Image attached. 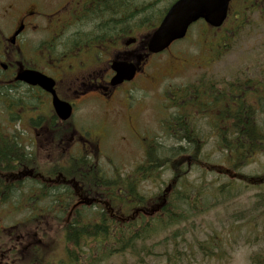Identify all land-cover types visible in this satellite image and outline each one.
<instances>
[{
    "label": "trees",
    "instance_id": "16d2710c",
    "mask_svg": "<svg viewBox=\"0 0 264 264\" xmlns=\"http://www.w3.org/2000/svg\"><path fill=\"white\" fill-rule=\"evenodd\" d=\"M97 1L98 11L93 19L80 22V26L99 22L93 25L102 31L106 44L114 36H128L142 27L153 30L162 12L157 11V6L166 0L141 7L140 0ZM261 2L264 4V0H236L237 9L233 10V4L222 28L213 29L203 22L195 25L202 27L198 42L203 53L211 56L208 65L228 54L242 32H257L260 25L247 18L258 12ZM16 90V84L8 82L0 71V143L4 144L0 145V167L4 164L8 172L15 171L11 162H18L25 169L34 170L38 179L34 187L25 183L20 197L0 199V207L12 204L14 210L27 211L25 225H43L50 220L61 225V256L55 257L54 249L53 261H49L43 246L35 245L30 264H110L114 259L120 264H192L197 254L202 260L220 261L221 255L227 253L223 252L227 245L232 250L235 237L228 236L225 242L217 234L201 239L194 231L195 221L212 209L228 206L241 195L237 192L242 187L258 192L248 208L229 214L230 227L245 219L250 227L246 243L263 237L264 175L242 170L259 156L264 157V66L246 68L231 79L207 75L192 84L169 89L166 102L161 105L165 115L161 129L175 145L165 147L152 136L144 139V160L127 174L117 166L103 167L97 150H67L63 143L58 144V138L51 145L54 153L51 151L44 162L38 161L35 153L17 147L16 136L7 130L10 121L17 122L18 118L15 111L21 97ZM40 99L41 95L37 98L30 93L23 96L22 102L34 107ZM209 136L216 139L217 151L226 167L221 173L215 170L220 165L214 164L209 171L231 179L214 188L219 197L214 204L209 203L211 193L205 185L188 178L191 166L203 164ZM187 155L190 162L185 160ZM166 173L168 187L155 196L145 195L143 184L156 183ZM25 255L23 251L22 256ZM250 264H264V248L252 254Z\"/></svg>",
    "mask_w": 264,
    "mask_h": 264
},
{
    "label": "rangeland",
    "instance_id": "374dc122",
    "mask_svg": "<svg viewBox=\"0 0 264 264\" xmlns=\"http://www.w3.org/2000/svg\"><path fill=\"white\" fill-rule=\"evenodd\" d=\"M155 0H140L139 7L143 4ZM175 0H166L157 6V11L162 12L158 15V20L164 14L166 7ZM235 4V3H234ZM257 13L248 17V22L257 23L260 28L257 32H242L235 41L236 44L230 49L222 59L211 61V56L204 54L199 47L198 38L202 32L200 25L193 26L187 40L174 44L168 51L150 58L145 62V69L140 76L127 87L118 90L114 98L107 100V103L89 100L83 106L82 124L87 128L83 137L89 141L88 148L91 151L97 150L100 153L101 164L106 169L113 166L120 167L124 174L130 173L134 167L142 163L145 157L142 144L144 139L157 140L165 147L175 145L173 140L168 139L162 133V107L165 103L166 94L169 89L189 85L204 76H215L218 79H231L240 76L246 68H260L264 66V4H259ZM11 6L16 7L20 12L26 9L36 11L37 6L40 12L58 9L59 4L55 0H0V10L7 12L0 18V48L6 43L9 37V29L13 27L14 22L6 17ZM233 6V4H232ZM237 9V4L233 10ZM252 11V10H250ZM247 10V12H250ZM263 13V14H262ZM51 28L57 29L66 18L65 12L47 13ZM142 18V16H140ZM232 24V23H231ZM35 26V27H34ZM91 25L86 24L83 30L88 31ZM31 30H26L25 38L32 45L36 46L46 39L49 34V23L44 18H38L33 25L29 26ZM147 29L141 28L136 37L147 36ZM5 47V46H4ZM106 65H104V68ZM1 105V104H0ZM3 119L0 108V121ZM10 132L17 130L24 134V143H30L39 139L36 150L37 159L40 162L46 160V156L54 153L49 150L47 142L48 135L37 137L29 127L20 126L17 123H10ZM71 135H67L64 142V148L74 150L68 142L71 141ZM73 138V137H72ZM71 147L72 149H68ZM82 147V146H79ZM77 148V146H76ZM186 162L189 156H185ZM222 154L217 151L216 139L209 136L202 156L201 166H191L189 180L197 185H205V189L210 191V204L218 201L217 191L214 188L222 183L230 182V177L219 175L225 165L222 164ZM220 165L216 172L209 171L212 165ZM243 173L253 175H264V157L256 158L251 165L242 170ZM169 175L166 173L156 183L146 182L143 184L144 194L148 197L161 193L168 186ZM258 192L256 189H246L242 187L237 193L241 194L235 198L228 206H220L212 209L207 215L198 218L194 226V231L201 239H207L208 235L217 234L222 236L224 242L226 237H235V243L232 250L227 245L226 254L221 255V260L204 259L197 254V260L192 264H250L252 254L259 248H264V220L261 221V233L263 237L257 242L246 243V235L249 234L250 227L246 220L240 221L234 227H230L229 214L243 210L250 206L254 195ZM34 202L32 201L30 205ZM27 211L14 210L12 204L4 206L0 214V229L5 227L8 231L3 237V250L6 249V259L3 264H30L31 251L35 245H41L49 261H53L52 251L55 249V257L61 256L62 246L58 230L61 225L54 220L49 223L28 224L25 220L28 216ZM18 224V225H17ZM16 225L18 226L17 228ZM2 226V227H1ZM11 228H15L10 230ZM43 232V233H39ZM46 235V236H44ZM5 242V245H4ZM41 242V243H40ZM57 242L60 244L56 246ZM23 251L26 253L22 256ZM21 253V254H20ZM22 258H18V256ZM120 260H110V264H120ZM85 263V262H84ZM55 264V263H54ZM86 264V263H85ZM161 264H165L162 262Z\"/></svg>",
    "mask_w": 264,
    "mask_h": 264
},
{
    "label": "flooded vegetation",
    "instance_id": "af4514ba",
    "mask_svg": "<svg viewBox=\"0 0 264 264\" xmlns=\"http://www.w3.org/2000/svg\"><path fill=\"white\" fill-rule=\"evenodd\" d=\"M55 1L59 4L58 9L42 12L38 6L36 11L26 9L22 13L16 7L11 6L6 17L13 21L14 25L9 29L6 43H2L3 47L0 48V71L2 70L8 82L16 84V92L21 97L15 111L18 125L29 127L37 137L48 135L47 148L49 150L53 149L52 142L56 143L58 138V144L59 142L64 143L67 135L73 137L68 142L72 148L88 147L90 143L83 137L87 133V128L82 124L83 106L89 100L95 102L99 100L106 104L107 100L114 98L118 90L132 83H124L117 87L111 86V79L114 76L112 66L115 62L136 65L139 72L135 81L145 69V62L152 56L147 50L146 35L137 37L133 45H127L131 36H114L112 40L104 44L102 31L93 25L99 22H91L88 31L80 28V22L93 19L94 14L97 13V0ZM62 11L66 13V18L57 29L53 30L45 14ZM5 12L7 10H0V18H3L2 14ZM41 17L49 23V36L34 46L28 42L25 34L26 30H31L29 26ZM104 65H106L105 68ZM24 70L41 72L55 81L57 98L71 107L72 113L68 120L63 121L57 116L51 93L45 92L40 87L15 81L16 75ZM30 93H35L37 98L41 95L39 103L34 107L24 106L22 102L23 96L30 95ZM7 130L16 136L14 141L16 140L17 147H24L30 154H34L36 151L34 147H38L39 139L24 143L23 133L16 130L10 132L9 125ZM0 145L4 144L0 143ZM65 146L72 149L66 144ZM11 163L14 164L13 167H16L15 171L8 172L4 164L0 167V199L9 195L12 198L20 197L25 190V183H30L31 187L36 186L34 181L38 177L35 176L34 170L33 174L31 169H25L20 163L13 161ZM3 208L0 207V214ZM6 231L8 230L5 227L0 229V264H3L6 259L5 252L7 251L3 250V237Z\"/></svg>",
    "mask_w": 264,
    "mask_h": 264
},
{
    "label": "water",
    "instance_id": "95a60500",
    "mask_svg": "<svg viewBox=\"0 0 264 264\" xmlns=\"http://www.w3.org/2000/svg\"><path fill=\"white\" fill-rule=\"evenodd\" d=\"M233 0H178L167 11L160 25L149 38L148 50L151 54H160L166 51L174 42L186 37L189 28L203 20L213 28H220L227 20L230 4ZM130 39L127 45L135 43ZM113 69L116 76L111 84L118 86L125 81H132L138 70L134 64L115 62ZM17 81L31 86H39L53 95V106L58 117L62 120L70 118L71 107L57 98L54 90L55 81L47 76L32 70L19 72Z\"/></svg>",
    "mask_w": 264,
    "mask_h": 264
}]
</instances>
